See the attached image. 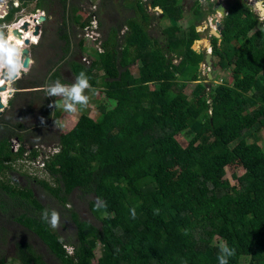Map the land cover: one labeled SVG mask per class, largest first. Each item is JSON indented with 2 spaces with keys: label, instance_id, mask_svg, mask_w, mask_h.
I'll return each mask as SVG.
<instances>
[{
  "label": "trees",
  "instance_id": "16d2710c",
  "mask_svg": "<svg viewBox=\"0 0 264 264\" xmlns=\"http://www.w3.org/2000/svg\"><path fill=\"white\" fill-rule=\"evenodd\" d=\"M100 1L105 6L112 2ZM56 2L63 20L55 33L66 55L47 70L43 81L20 77L13 87L33 92L42 91L46 82L63 83L66 64L73 77L84 71L92 86L102 85L109 104L98 108L110 117L96 120L81 113L70 130L57 134L49 130L55 115L51 97L40 98L43 121L32 127L6 121L0 113V173L12 168L25 145L41 144L30 137L32 132L48 131L52 145L59 146L46 162L55 185L31 179L67 211L76 241L61 238L41 219L47 207L29 187L0 182L2 213L32 231L59 264H218L215 240L235 249L229 264H264V151L256 140H246L251 132L264 134V28L252 6L245 0H226L220 42L212 36L211 53L218 55L214 66L230 67L231 80L214 84L209 94L204 91L193 102L182 93L195 80L196 94L204 90L199 86L202 78H191L204 62V52L191 48L192 38L176 35L178 25L155 35L159 25L152 23L153 16L171 20L181 15L183 0H136L131 9L143 20L149 18L148 25L124 17L104 34L96 10L99 36L93 42L83 34L74 42V26L80 23L84 33L91 22L80 21L72 0H19L0 24L11 22L31 3L33 11L44 10L48 19ZM204 4L197 1L194 6L205 20L214 2ZM40 29L42 43L45 22ZM137 63L138 74L133 75L130 66ZM28 105L30 109L33 97ZM110 130H115L113 137ZM182 131L198 134V142L183 147L176 139ZM11 137L22 143L17 153L10 148ZM234 160L244 169L237 184L225 177V167ZM174 167L180 169L177 178L172 176ZM74 190L93 196L88 206L98 226L67 207ZM97 197L107 202L106 208H94ZM97 243L101 253L94 261ZM16 250L20 264H47L28 242H18ZM243 257L247 263H241ZM0 264L8 263L0 257Z\"/></svg>",
  "mask_w": 264,
  "mask_h": 264
},
{
  "label": "rangeland",
  "instance_id": "374dc122",
  "mask_svg": "<svg viewBox=\"0 0 264 264\" xmlns=\"http://www.w3.org/2000/svg\"><path fill=\"white\" fill-rule=\"evenodd\" d=\"M73 4H75L79 11L77 12V17H79L80 21L82 20H93V14L96 10H100V18L103 20L104 25H102L100 32L103 34L106 33V30L110 25H114L117 23V21L121 20L124 17H129L131 19H136L137 21L142 23V26L145 27V25H148V18L147 20H143L141 15L139 16V13L131 9V4H133L136 0H112L110 4H107L105 6L101 1L99 0H72ZM197 1L201 2L203 5H205V0H183L185 11L181 15H176L173 19H169L167 17H161L160 20H156L153 15L152 23L156 24L158 23V27L155 29L157 32H154L155 35H161V30L166 28L167 26H171L173 24L178 25L179 30L176 32V35L179 37H189L192 38L191 48L196 52H205L207 50V47L211 46V38L212 36H215L211 32V28L215 27H208L204 21V19H201L202 12H197L196 7L194 6V3H197ZM211 2H214V5L212 6V11L207 12L206 15L208 17L205 19L207 20L209 17H212L215 12L218 11L219 15H222L221 11L218 10V4L225 5L226 0H209ZM246 1V0H245ZM248 2V1H247ZM103 4V5H102ZM196 5V4H195ZM226 6V5H225ZM33 3H31L28 7H23V12H20L22 9H20L19 12L15 14V16H18L23 13H34L32 10ZM154 12H160V9L154 8ZM37 12V10H36ZM46 15V13H45ZM63 11L60 4H57V2L53 6V10L49 13V18L46 19L45 25L48 26L46 34L43 36V42L41 45L35 48L36 45H31L28 47L29 50H31L32 60L34 61L33 67H30V69L25 76L22 74L23 80H32L35 79L37 81H43L45 79V74L47 73V70L50 69L54 63L58 62L62 56H65L64 50L62 47H64V42L60 41L59 38L56 36L57 33H55L56 28L63 20ZM151 16V17H152ZM221 17V16H220ZM223 18V17H222ZM222 18L219 19L221 22ZM5 23V22H3ZM1 23L0 25H2ZM199 23V24H197ZM43 23H40V28ZM264 25V23H263ZM157 26V25H154ZM206 27V28H205ZM50 28V29H49ZM75 30V39L74 42L76 43L78 38H81L82 36V29L80 28V23H77L74 26ZM34 36V35H32ZM36 36L31 37V41L35 39ZM216 37V36H215ZM37 38V37H36ZM42 39V36H41ZM201 41V43L199 42ZM203 41V42H202ZM24 48V45L23 47ZM77 50V48L75 47ZM74 52V50H73ZM78 54V53H77ZM72 54V55H77ZM213 62H218V55L211 53ZM74 57V56H72ZM66 59H69V57H66ZM74 59V58H73ZM81 61L82 58H81ZM55 62V63H56ZM84 62V61H83ZM176 62V60H174ZM86 63V62H85ZM214 65V64H213ZM65 67L64 71H69L68 73H64V78L66 82L63 83H71L74 81L75 77H73L69 66L66 64L63 65ZM130 70L133 75L138 74V63L130 66ZM137 71V72H136ZM211 74V78H208V74ZM101 74V73H99ZM191 78H202V83H200V87L203 89H200L199 94L198 90L195 89V83L198 81L188 82L184 88V92L182 93V96L187 99H191L193 102L196 100L198 96H200L204 91L209 94L210 88L214 84H218L220 82L229 83L231 80V69L230 67L228 69H220L218 65L214 67L207 66L204 62L199 65V71L195 75V77ZM187 79H190V77H187ZM209 82V85L207 83ZM13 87V86H12ZM94 89V93L92 91L86 92L87 95L90 96L89 104L86 108L80 110L79 112L75 114L66 113L61 111L60 109H54L55 115L52 119V124L49 127V130L54 131V133L62 134L66 130H68L75 120H77L78 116L81 113H87L89 116L96 120H100L103 117H110L109 113L102 114L99 111V104L107 105L109 104L108 100L104 98V88L102 85L98 84L92 86ZM34 93L31 95L33 97V105H31V108L29 109V103H28V96H23L22 98L16 99L13 106L11 105L6 107L1 113V118L9 121L11 123H22L25 125V127H32L34 125H37L43 121V118L40 113V97L42 95V92L39 91L35 93L36 91H33ZM46 96V95H45ZM54 98V97H51ZM58 100V97H55L54 100ZM3 132V129L0 128V136ZM47 133H41V131H38L37 133L32 132L30 137L35 141H40L41 144L44 146H51L53 144V139L49 137ZM110 137H113L115 134V130H110L108 132ZM199 135L196 133H191L187 131H182L176 134V139L178 142L185 148H188L192 145H195L198 142ZM247 141H254L256 140L258 145L263 149L264 151V134H254L251 132L246 137ZM39 144V142H37ZM12 168L7 169L5 172L0 173V182H3V184H8L12 186H17L19 188L23 187H29L33 193L36 194V196L39 197V199L42 201V203L49 209V210H56L60 214L61 218V224L58 229H52L55 233L61 236V238H69L73 241H76V234H75V227L73 222L70 220V217L67 213V211L62 210L60 205L57 203V201L45 190L42 188L40 184L33 181L31 178L36 177L39 179H44L51 185H55L54 179L47 174V172H43V174L39 175H33L30 174L25 165H21L17 159L11 163ZM180 169L173 168L172 176L173 178H177L180 175ZM244 173V169L242 168L241 164L238 160L232 161L230 164H228L225 167V177L229 179L231 184H237V177L242 175ZM93 198L92 195H86L83 196L80 194L78 190H74L73 193L70 196V203L67 205L70 209L75 210L79 217L81 219L90 221L94 223L95 225H99L100 222L98 219H96L91 211L89 210L88 206V200ZM25 241L31 244L33 251L35 254L42 257V260L45 261L47 264H59L54 257L47 251L46 246L39 240V238L30 230L26 229L19 223H17L12 217L8 216L7 214L2 213L0 210V257H3L5 261L8 264H20L19 261L16 259V244L18 242ZM215 245H219L221 241L215 240ZM66 246H70L67 245ZM101 244L97 243V247L95 249V259L100 255L101 253ZM248 259L243 257L241 259V263H247Z\"/></svg>",
  "mask_w": 264,
  "mask_h": 264
},
{
  "label": "clouds",
  "instance_id": "9594fccd",
  "mask_svg": "<svg viewBox=\"0 0 264 264\" xmlns=\"http://www.w3.org/2000/svg\"><path fill=\"white\" fill-rule=\"evenodd\" d=\"M252 1L253 0H246V2L252 6L254 13H256L262 23H264V14H260V10L257 7L253 6ZM262 4L264 6V0ZM225 14L226 11L224 15ZM210 26L215 27L209 25V27ZM97 30L99 32V29ZM24 60V49L18 44L12 42V38L10 36L6 37L3 33H0V84H3L5 82L11 84L15 80L19 79L22 74L27 73L34 61L30 60L27 66H25ZM41 90L47 97L59 98L58 100L55 99L53 101L52 105H50L51 107L71 114H75L88 106L90 96L87 95L86 92L92 91L94 93V89L89 82V77L84 71H80L78 75H76L74 81L71 83H62L59 79H56L52 83L46 82L42 86ZM0 111H2V109H0ZM96 200L97 202L94 204V208L96 210L104 209L107 207V202L102 200L100 197H97ZM130 211L132 217L135 218V209L133 208ZM41 219L47 222V224L52 229H58L60 227V214L54 209H43L41 212ZM218 247V264H229V258L235 255V249L229 247L227 242H221Z\"/></svg>",
  "mask_w": 264,
  "mask_h": 264
},
{
  "label": "built area",
  "instance_id": "2783aa9c",
  "mask_svg": "<svg viewBox=\"0 0 264 264\" xmlns=\"http://www.w3.org/2000/svg\"><path fill=\"white\" fill-rule=\"evenodd\" d=\"M11 6L18 7L19 0H0V18H3L8 13V10L10 9ZM36 10L34 13H28V14L23 13L18 16L14 15L11 22L3 23L2 25H0V31H4L5 35H7L14 28L19 29V31H23L22 25L25 21H28L29 24L28 29L29 27H31L33 32L34 26L40 24L37 18L40 15H45V12L43 10H39V9ZM20 12H23V9ZM92 16H93V20L90 21L91 25L85 27L83 37L93 42L99 36V32L97 30L99 26H98L97 17L94 14ZM211 18L212 17L208 18L209 23ZM35 36L38 38V40H35L34 42H30V46L37 45L40 42L41 33ZM206 51L211 53V46L207 47ZM82 60L87 61L84 57L82 58ZM4 88L6 89L3 90H10V96H8V99L4 103L2 102L1 99L2 107H0V109H2V111L7 107L9 98L11 97L13 92V88L11 87V84H8L7 82H5ZM21 145L22 143L18 140V138L16 137L10 138V148L14 153H17L19 151ZM57 152H59L58 145L44 146L43 144H38V143L33 145L27 144L25 145L24 151L22 152L21 156L18 157L17 161H19L21 165H25V167L27 168L30 174L39 175V173L43 174V172L45 173L47 172L46 162ZM64 247L69 254L72 253L71 246L65 245Z\"/></svg>",
  "mask_w": 264,
  "mask_h": 264
},
{
  "label": "water",
  "instance_id": "95a60500",
  "mask_svg": "<svg viewBox=\"0 0 264 264\" xmlns=\"http://www.w3.org/2000/svg\"><path fill=\"white\" fill-rule=\"evenodd\" d=\"M263 0H253L252 1V4L254 7H257L259 10H260V14H264V6H263ZM218 10L221 11L222 15H219L218 14V11L215 12L210 20V24L212 26H215V29L214 28H211V32L218 38V42H220V34H219V29H220V21L219 19L222 18V16L224 15L225 13V7L222 5V4H218ZM256 12V11H255ZM221 16V17H220ZM46 15H40L37 20L39 23H43L45 20H46ZM28 21H25L22 25V29L23 30H27L28 28ZM12 31V34L15 35V36H18V37H21V32L19 31V29L17 28H14L11 30ZM41 31L40 29V24H37L34 26V30H33V34L34 35H38ZM0 33H3L5 35V32L4 31H0ZM25 43L27 44L26 47H24V57H25V60H24V63H25V66H27L28 62L32 59V55H31V50L28 49V47L30 46V42L28 39H25L24 40ZM204 63L209 66V67H214L213 65V60H212V55L209 53V52H204ZM31 67V66H30ZM208 74V78H211V74L210 73H207ZM207 83V85H209V82H205ZM4 86L0 87V90L3 89ZM0 107H2V103H1V98H0Z\"/></svg>",
  "mask_w": 264,
  "mask_h": 264
},
{
  "label": "bare ground",
  "instance_id": "6f19581e",
  "mask_svg": "<svg viewBox=\"0 0 264 264\" xmlns=\"http://www.w3.org/2000/svg\"><path fill=\"white\" fill-rule=\"evenodd\" d=\"M21 32V37H18V36H15L12 34V31H10L7 35H5L6 37L7 36H10L12 38V42L18 44L19 46L23 47H26L27 44L25 43V39H28L29 42H32L31 41V37H34L35 35L33 34L32 32V28L29 27V29L27 28V30H23V31H20ZM34 35V36H32ZM5 83L3 84H0V87L4 86ZM3 89H6V88H3ZM1 89L0 90V96H1V99H2V102H6V100L8 99V96H10V90H3Z\"/></svg>",
  "mask_w": 264,
  "mask_h": 264
},
{
  "label": "crops",
  "instance_id": "0c3cea01",
  "mask_svg": "<svg viewBox=\"0 0 264 264\" xmlns=\"http://www.w3.org/2000/svg\"><path fill=\"white\" fill-rule=\"evenodd\" d=\"M33 61V60H32ZM56 62V61H55ZM55 62H53L54 64H55ZM31 67H33V65L31 66ZM56 67H54V69H55ZM30 69H32V68H30ZM29 69V70H30ZM64 69H65V67H63V65H62V71H64ZM67 72H68V70H67ZM137 72V71H136ZM132 73V72H131ZM46 75V74H45ZM66 82V81H65ZM13 86V82L11 83V87ZM13 88V92H12V95H11V97L9 98V101H11V103L10 104H8L7 106L9 107L10 105H11V107L13 106V104H14V102H15V100L17 99H19V98H22L23 96H28V103H30V101H31V99H32V94H33V92H31V90H32V88H22V89H16V88H14V87H12ZM38 91H36L35 93H37ZM42 92V95H41V97L40 98H42V97H44L45 96V93L43 92V91H41ZM39 93H40V91H39ZM53 101H54V98H53ZM40 102V101H39ZM76 121L77 120H75L74 121V123L72 124V126L68 129V130H70L73 126H74V124L76 123ZM68 130H66L65 132H67ZM64 132V133H65Z\"/></svg>",
  "mask_w": 264,
  "mask_h": 264
},
{
  "label": "flooded vegetation",
  "instance_id": "af4514ba",
  "mask_svg": "<svg viewBox=\"0 0 264 264\" xmlns=\"http://www.w3.org/2000/svg\"><path fill=\"white\" fill-rule=\"evenodd\" d=\"M225 5H226V2H225ZM225 5H224V6H225ZM212 15H213V14H212ZM205 23H206V25L209 27V25H210L209 21L206 20ZM205 28H206V27H205Z\"/></svg>",
  "mask_w": 264,
  "mask_h": 264
}]
</instances>
